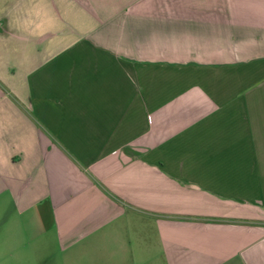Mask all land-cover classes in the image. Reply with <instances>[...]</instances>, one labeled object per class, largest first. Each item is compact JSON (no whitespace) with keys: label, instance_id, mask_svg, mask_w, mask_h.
Here are the masks:
<instances>
[{"label":"crops","instance_id":"0c3cea01","mask_svg":"<svg viewBox=\"0 0 264 264\" xmlns=\"http://www.w3.org/2000/svg\"><path fill=\"white\" fill-rule=\"evenodd\" d=\"M23 1L79 38L35 68L37 144L0 141L60 264H264V0Z\"/></svg>","mask_w":264,"mask_h":264},{"label":"rangeland","instance_id":"374dc122","mask_svg":"<svg viewBox=\"0 0 264 264\" xmlns=\"http://www.w3.org/2000/svg\"><path fill=\"white\" fill-rule=\"evenodd\" d=\"M24 3L23 0H0V15L23 19L13 23L20 28L13 35L0 33V141L14 147L21 141L37 144L34 133L40 125L31 118L33 110L29 102L35 79L42 77L35 68L79 39L69 30V23L61 20L56 6H51L49 12L42 6L29 7ZM25 16L28 22L24 21ZM23 116L33 119L32 124L31 120L24 123ZM30 127L32 133H29ZM25 130L27 135H23ZM12 172L8 170L9 174ZM8 184L12 185V181ZM34 185L33 196L26 201H21L6 187L0 190V264H60L62 261L56 230L48 228L53 223V211L47 200H42L45 191H37L42 182L36 180ZM32 219L37 226L28 229Z\"/></svg>","mask_w":264,"mask_h":264}]
</instances>
